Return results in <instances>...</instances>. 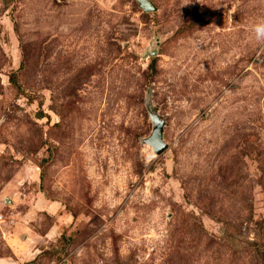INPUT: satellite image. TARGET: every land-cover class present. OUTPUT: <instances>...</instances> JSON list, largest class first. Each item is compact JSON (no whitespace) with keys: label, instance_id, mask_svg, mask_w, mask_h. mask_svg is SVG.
I'll return each instance as SVG.
<instances>
[{"label":"rangeland","instance_id":"rangeland-1","mask_svg":"<svg viewBox=\"0 0 264 264\" xmlns=\"http://www.w3.org/2000/svg\"><path fill=\"white\" fill-rule=\"evenodd\" d=\"M150 1L0 0V264H264V0Z\"/></svg>","mask_w":264,"mask_h":264},{"label":"water","instance_id":"water-1","mask_svg":"<svg viewBox=\"0 0 264 264\" xmlns=\"http://www.w3.org/2000/svg\"><path fill=\"white\" fill-rule=\"evenodd\" d=\"M141 8L145 11L154 9V6L150 0H137ZM150 120L152 122V131L150 136L143 139V142L151 146L155 154H160L166 149V144L162 139L163 120H161L157 114L149 113Z\"/></svg>","mask_w":264,"mask_h":264},{"label":"clouds","instance_id":"clouds-1","mask_svg":"<svg viewBox=\"0 0 264 264\" xmlns=\"http://www.w3.org/2000/svg\"><path fill=\"white\" fill-rule=\"evenodd\" d=\"M251 31L257 41L264 40V22L253 25Z\"/></svg>","mask_w":264,"mask_h":264},{"label":"built area","instance_id":"built-area-1","mask_svg":"<svg viewBox=\"0 0 264 264\" xmlns=\"http://www.w3.org/2000/svg\"><path fill=\"white\" fill-rule=\"evenodd\" d=\"M0 220H2V215L0 214Z\"/></svg>","mask_w":264,"mask_h":264}]
</instances>
